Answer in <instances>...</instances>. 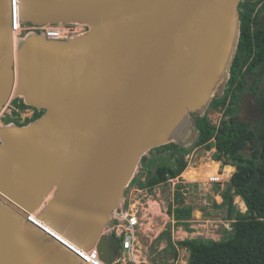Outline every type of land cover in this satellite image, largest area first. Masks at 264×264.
Returning <instances> with one entry per match:
<instances>
[{
  "label": "water",
  "instance_id": "95a60500",
  "mask_svg": "<svg viewBox=\"0 0 264 264\" xmlns=\"http://www.w3.org/2000/svg\"><path fill=\"white\" fill-rule=\"evenodd\" d=\"M11 1L0 0V112L13 92L35 93L27 58L32 39L46 40L30 34L14 47ZM245 1L17 0L21 23L90 30L66 42L72 51L43 75L40 102L28 98L43 114L0 127V264H87L71 247L94 245L113 262L119 242L102 236L112 212L142 155L167 142L174 115L200 113L196 85L239 37ZM238 114L260 118L253 94Z\"/></svg>",
  "mask_w": 264,
  "mask_h": 264
},
{
  "label": "trees",
  "instance_id": "16d2710c",
  "mask_svg": "<svg viewBox=\"0 0 264 264\" xmlns=\"http://www.w3.org/2000/svg\"><path fill=\"white\" fill-rule=\"evenodd\" d=\"M259 4V1L254 0L239 4L240 26L236 52L232 60L237 37L227 68L213 93L224 82L232 60L225 94L223 98L215 95L208 104L211 109L223 108L227 98L225 118L214 127L199 112L189 115L192 132L197 136L195 145L206 144L208 149L213 147L215 152L212 160L234 168L228 186L220 192L222 204L227 207L229 216L234 214L235 197L241 199L246 211L243 214L236 212L230 219V235L225 240L179 242V246L188 249L186 264H264V24L260 21L264 4L260 7ZM248 92L255 96L261 110L260 118L253 123L240 119L238 114L242 95ZM42 114L43 111L37 118ZM152 150H168L171 164L161 162L153 171L149 170L142 188L152 189L178 177L186 168L183 156L188 149L183 142L169 143ZM145 160L142 156L141 166ZM170 247L175 257L176 251L172 245Z\"/></svg>",
  "mask_w": 264,
  "mask_h": 264
},
{
  "label": "rangeland",
  "instance_id": "374dc122",
  "mask_svg": "<svg viewBox=\"0 0 264 264\" xmlns=\"http://www.w3.org/2000/svg\"><path fill=\"white\" fill-rule=\"evenodd\" d=\"M254 1L261 3L264 0ZM25 37L26 33H22L20 39ZM76 38L78 37L74 39ZM32 41L34 48L32 49V54L27 58V79L35 93L30 96L21 94L16 97L13 92L6 106L0 112V127L10 125L26 126L38 119L37 115L44 109L35 104V102H40L37 85L42 83L43 75H47L50 70L60 64L66 57L67 52L72 51L66 45L69 40L32 39ZM3 53L5 54L6 52L3 51ZM35 66L38 67L40 71L38 75L41 78L40 82L36 83H34ZM227 77L228 71L224 82L215 93L221 98L225 94ZM28 98L35 102H29ZM227 101L228 99L225 98V107L211 109L207 105L209 100H206L204 105H202L200 114L205 115L209 123L217 127L219 122L225 118L224 111L227 108ZM189 113L187 116L188 124L176 130L177 138L164 142L159 146L183 142L188 152L183 156V161L186 164V168L183 171L184 174L182 172L184 179L179 178L178 181H167L148 191V194L153 199L159 201L162 215L156 210V216L152 220L154 225L152 239L147 241L145 245L143 238L139 239L140 245L142 244V248H144V252L142 251L144 258L142 260L146 264H186L189 255L188 249L179 246V242L184 240H201L205 242L225 240L230 235L232 222L230 219L234 217L236 212L243 214L246 211L239 197L233 199L234 214L231 217L227 207L222 204L220 192L224 191L228 186L234 168L230 165L223 166L221 163L212 160V155L215 152L213 147L208 149L206 144L195 145L197 136L192 132ZM210 142H214V140H210ZM142 156L146 158L143 166L139 163L132 178L134 179L133 183H129L124 191L123 199L125 204L128 203L131 197H138L139 194L135 191L132 193V190L142 188L141 185L144 183L149 170L153 171L161 162H165L167 165L171 164L168 161V150L159 152L152 150ZM153 161H156V163H151ZM214 173H219L220 175ZM211 174L215 178L220 176L218 180L221 179L222 181L218 183L206 182V177ZM170 245L176 251L175 257Z\"/></svg>",
  "mask_w": 264,
  "mask_h": 264
},
{
  "label": "built area",
  "instance_id": "2783aa9c",
  "mask_svg": "<svg viewBox=\"0 0 264 264\" xmlns=\"http://www.w3.org/2000/svg\"><path fill=\"white\" fill-rule=\"evenodd\" d=\"M22 25L27 26L21 27ZM89 30L90 26L83 23L55 24L41 27L21 23L18 19L17 2L15 0L11 1L12 39L14 32H17L18 39H20L22 33H26V36L37 34L49 40L63 41L85 36ZM179 178L182 179V175L168 181H178ZM208 182L218 183L220 180L212 179ZM149 189L148 187L133 189L132 193L134 191L137 192L139 194L138 197H131L127 204H125L123 199L112 212L109 222L102 233L105 238L114 237L119 242V250L111 264H146L142 260L144 258L142 256L144 248H142V244L140 245V240L143 238L145 245L147 241L152 239L154 233L152 220L156 216V210L162 215L161 205L159 201H156L148 194ZM30 219H34V216H31ZM71 249L87 264H106L100 259L96 245L87 251H81L74 247H71Z\"/></svg>",
  "mask_w": 264,
  "mask_h": 264
},
{
  "label": "bare ground",
  "instance_id": "6f19581e",
  "mask_svg": "<svg viewBox=\"0 0 264 264\" xmlns=\"http://www.w3.org/2000/svg\"><path fill=\"white\" fill-rule=\"evenodd\" d=\"M15 1L17 2V0H15ZM26 26L27 25H22L21 27H26ZM46 26H48V25H46ZM236 37H237V30H236V32H235V34L233 36V39H232V41L230 43V47H229V49H228V51L226 53L225 58L222 61L218 62L216 65H214L210 70H208L206 72V74L201 78L199 83L196 85L195 94L197 96V102H196V105L194 107V110L195 109L196 110L200 109L201 108L200 104H202L203 101L209 100L211 98V96L213 95V93H214V91L216 89V86L218 85L219 81L221 80L222 75H223L224 71L226 70L228 62H229V60H230V58L232 56V51H233V48H234V45H235V42H236ZM18 41L19 40L17 38V32H14V34H13V45H14V47L16 45V42H18ZM38 72H40V71H39L38 67L35 66L34 67V79L35 80H38V78H39ZM187 113H188L187 110L182 109V110L178 111L174 115V118H173L171 124L169 125V127L167 128V130L165 132L164 141H169V140L177 138L176 130L178 128L183 127L186 124H188V120H187L188 114ZM191 169L194 170L193 168H191ZM207 172H211V171H207ZM183 174H184V172H183ZM183 174H182V177H183ZM214 174L220 175L219 173H214ZM212 175L213 174L209 175L208 177L205 176L206 177V179H205L206 182H208V181H210L212 179L218 180L219 177H220L219 176V177L215 178ZM220 181H222V180L220 179ZM51 195L52 194L50 193L47 196L45 202L48 201L51 198Z\"/></svg>",
  "mask_w": 264,
  "mask_h": 264
},
{
  "label": "flooded vegetation",
  "instance_id": "af4514ba",
  "mask_svg": "<svg viewBox=\"0 0 264 264\" xmlns=\"http://www.w3.org/2000/svg\"><path fill=\"white\" fill-rule=\"evenodd\" d=\"M264 4V1L263 2H261L260 4H259V7L260 6H262ZM260 21L264 24V14H262L261 15V17H260ZM235 55V54H234ZM234 58V57H233ZM248 94H252V93H250V92H248V93H244L243 95H242V99H241V101L244 99V97L246 96V95H248ZM255 97V96H254Z\"/></svg>",
  "mask_w": 264,
  "mask_h": 264
}]
</instances>
